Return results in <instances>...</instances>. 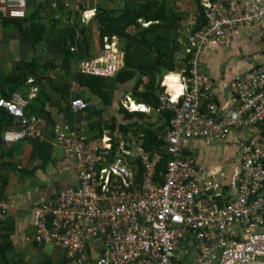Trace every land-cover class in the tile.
Listing matches in <instances>:
<instances>
[{
	"label": "built area",
	"instance_id": "2783aa9c",
	"mask_svg": "<svg viewBox=\"0 0 264 264\" xmlns=\"http://www.w3.org/2000/svg\"><path fill=\"white\" fill-rule=\"evenodd\" d=\"M27 6V0H3L1 16L21 17ZM49 7L73 13L71 0H49ZM201 7L204 23L188 32L180 94L161 91L154 109L173 113L157 149H146L142 136L131 132L113 145L106 132L88 140L86 128L75 120L55 124L50 143L73 158L76 184L32 202L35 242L58 246L84 264H264V138L239 142L241 160L230 197L216 174L184 152L187 140L211 145L232 131L264 130V64L230 81L231 104L225 108L214 100L211 76L201 66L204 48H228L241 32L264 40V2L205 0ZM93 15L83 11L81 20ZM114 39L103 37L100 52L79 59L76 71L113 77L123 65ZM128 99L121 102L125 109L145 111V105L126 104ZM27 102L18 92L0 96V108L14 123L2 130L5 145L45 140L44 120L24 113ZM89 105L80 97L69 100L72 113ZM9 206L0 197V220L7 219Z\"/></svg>",
	"mask_w": 264,
	"mask_h": 264
},
{
	"label": "trees",
	"instance_id": "16d2710c",
	"mask_svg": "<svg viewBox=\"0 0 264 264\" xmlns=\"http://www.w3.org/2000/svg\"><path fill=\"white\" fill-rule=\"evenodd\" d=\"M194 1L199 16L191 30L196 31L204 20L201 0ZM131 3L133 7L125 8L121 18L115 16L112 10L96 7L94 15L87 21L81 20V13L65 11L61 7L54 10L56 13L51 18L41 19L39 16V10H43L40 8L41 5L27 10L21 17H2L0 14L2 29L15 32L31 48L41 47L47 54L46 61L42 64H39L35 57L17 60L9 72L4 71V67L0 65V96L9 98L13 92H18L28 101L24 113L44 119L46 127L48 126L50 130L61 121V118H65L68 121L75 120L82 123L86 128L85 134L88 140H99L106 132L114 145L119 136L132 132L142 136L146 149H153V147L157 149L162 143L159 135L169 125L173 113L162 110L161 113H157L158 122L155 123L150 114L129 111L122 106L121 102L125 95H128L136 103L149 106L151 111L158 107L162 87L155 82V77L157 72L165 67L167 61L172 62L171 37L176 31V24L182 18V14H178L171 8L167 9L164 0H156L154 5L152 0H146L143 3L132 0ZM160 15L164 18H160ZM138 17L145 18L147 21H164V29L161 34L158 33L161 25L153 23L130 37L124 33V27L130 22L136 23ZM64 18L71 21L64 23ZM159 18L161 20H158ZM95 26L100 49L103 45V37L126 38L123 65L113 77L84 75L76 71L79 59L94 57L93 47L90 45ZM39 44L42 46H38ZM172 68V64L169 63L167 69ZM51 69L62 71L59 73L61 76L59 80L55 79L56 73L50 75ZM173 77V75L168 76L167 81L173 82ZM72 81L76 86L74 90L71 89ZM32 87H35V91L33 96L29 97L28 92ZM51 93L57 95L53 111L48 108L53 103L50 99ZM76 97L82 98L90 105L79 113H72L69 100ZM11 125H14L12 116L0 108L1 153L2 130ZM35 141L37 142L36 150L46 146V144H39L43 141ZM35 154L39 157L44 156L41 153L35 152ZM165 159L166 157L162 156L159 160L160 169L163 168ZM0 197H4L1 176ZM5 221L6 219L0 220V232L3 231V233L4 231L7 233ZM3 233H0L1 239L7 240L8 234ZM6 243L4 249L5 244L0 245V257L3 258L4 264L7 258L3 250H7L8 241Z\"/></svg>",
	"mask_w": 264,
	"mask_h": 264
},
{
	"label": "crops",
	"instance_id": "0c3cea01",
	"mask_svg": "<svg viewBox=\"0 0 264 264\" xmlns=\"http://www.w3.org/2000/svg\"><path fill=\"white\" fill-rule=\"evenodd\" d=\"M132 0H71L73 4V12L95 13V8L100 7L105 10H112L113 14L121 18V14L125 8H131ZM146 0H135L136 3H143ZM154 1L152 0L153 5ZM163 1V0H159ZM205 1L201 0L200 4ZM262 3L264 0H252ZM167 9H173L178 14H182V18L176 24V31L171 37L173 43V59L172 62L167 61L165 67L161 68L156 74L155 82L162 87V91L166 90L169 95L174 97L180 94L179 73L183 68V62L186 58L185 47L188 43V32L198 19V8L194 0H164ZM3 0H0V14ZM192 3V8L188 10V4ZM27 10L41 5L39 16L41 19H49L56 12L49 7V0H27ZM81 8V9H80ZM92 18V17H90ZM160 18H164L160 15ZM158 20H161V19ZM134 22L128 23L124 27V33L132 37L151 24H160L158 33L164 29V21L159 22L147 21L145 18L138 17ZM96 26L92 36L93 54L96 56L100 52V42L96 34ZM153 33V32H152ZM124 37H115L113 40L117 51L121 54L122 60L126 49ZM170 40V38H169ZM154 46V45H152ZM41 47L31 48L23 39L10 30H4L0 26V65L4 67V71H10L15 61L21 59H30L35 57L39 64L46 61L47 54L43 52ZM46 55L45 58L42 56ZM172 69H167L169 63ZM264 64V40L258 41L253 34L241 32L236 36L228 48L224 47H206L202 53L201 66L212 79L211 90L214 94V100L220 108L229 107L230 92L229 83L237 75L243 74L258 64ZM55 69H51L50 75L54 74ZM173 75V82H168L167 77ZM72 85L75 83L72 81ZM76 88V86H75ZM74 87L71 89L74 90ZM179 88V90H177ZM140 89V88H139ZM35 87L30 88L29 97L33 96ZM57 95L51 93L50 99L53 102L49 105L50 110H54V104ZM129 97L125 95L123 98ZM130 98V97H129ZM122 100V101H123ZM125 101V100H124ZM136 103L131 98L126 104ZM51 104V103H50ZM144 106V104H141ZM149 106H144L145 114H150L153 122H158L157 113L151 111ZM53 114V113H52ZM44 120V119H43ZM45 123V120H44ZM60 123L57 122L56 124ZM55 126V125H54ZM53 126V128H54ZM46 127V124H45ZM48 127V126H47ZM45 130V140L39 144H46L43 148H37L35 140L26 139L14 144L5 145L2 141V155L0 157V176L2 180V194L10 203L8 216L5 221L6 231L2 234H8L6 239L0 237V245L6 248L3 250L6 264H84L77 257L67 258L64 250L53 244L42 245L35 242L31 238V214L30 208L34 200L39 197L53 196L60 190L69 188L76 184V176L74 171V160L70 156H65L58 148H53L50 140L52 138L53 129ZM132 133V132H131ZM249 137L264 138V130L249 127L240 131H232L224 141H219L223 145L217 146V142L211 145L204 144L199 139H191L185 142L184 152L195 157L198 164L205 166L211 173L216 174L224 183L227 196L230 197L235 193L238 167L240 163V154L238 144L240 141L247 140ZM218 142V143H219ZM219 145V144H218ZM41 153L44 156H36ZM33 154V155H32ZM5 251V252H4ZM2 252V251H1ZM2 253V255H3ZM86 258L90 257V253L86 250ZM0 257V264L2 262Z\"/></svg>",
	"mask_w": 264,
	"mask_h": 264
},
{
	"label": "rangeland",
	"instance_id": "374dc122",
	"mask_svg": "<svg viewBox=\"0 0 264 264\" xmlns=\"http://www.w3.org/2000/svg\"><path fill=\"white\" fill-rule=\"evenodd\" d=\"M192 6H193V4L192 3H190V4H188V10H189V8H192ZM38 46H42V44L40 45H38ZM44 52V50L42 49L41 51H40V54H42ZM46 57V55H44V56H42V58H45ZM57 63H59V61H57ZM62 73V71H59V69H56V70H54V72L53 73H56L55 74V79L56 80H59L60 78H61V76H60V74L59 73ZM59 76V77H58ZM60 81H62V80H60ZM72 87H74L75 88V85H71V88ZM152 120H153V118H152ZM219 141H217V146H222L223 144L221 143V142H219ZM219 144V145H218Z\"/></svg>",
	"mask_w": 264,
	"mask_h": 264
},
{
	"label": "clouds",
	"instance_id": "9594fccd",
	"mask_svg": "<svg viewBox=\"0 0 264 264\" xmlns=\"http://www.w3.org/2000/svg\"><path fill=\"white\" fill-rule=\"evenodd\" d=\"M173 79H175V77H173ZM177 90H179V88H177ZM141 112H144V111H141Z\"/></svg>",
	"mask_w": 264,
	"mask_h": 264
}]
</instances>
